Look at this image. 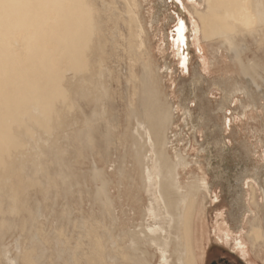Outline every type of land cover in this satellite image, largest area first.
Here are the masks:
<instances>
[{
    "label": "rangeland",
    "instance_id": "rangeland-1",
    "mask_svg": "<svg viewBox=\"0 0 264 264\" xmlns=\"http://www.w3.org/2000/svg\"><path fill=\"white\" fill-rule=\"evenodd\" d=\"M145 1L152 24L155 65L164 69V90L170 93L178 113L171 127L172 144L164 151L171 159L176 154L188 162L184 169L175 171L183 185L190 188L203 177L210 194L217 197L207 206L204 264H264V246L253 249L247 237L251 226L262 225L264 215V195L251 178L257 170L264 169V97L249 95L252 89L246 86V79L231 57L221 51L220 58H216V44L202 38L197 42L196 20L186 8V3L197 0H167L166 5L161 0ZM178 18L188 24L185 44L176 42ZM181 50L191 56L188 70L179 62ZM244 59H254L260 65L257 76L248 81L253 90L264 91V47L251 45ZM115 100L113 104L117 105L100 120L106 127L93 134L91 143L75 141L74 136L79 129L95 125V121L84 128L80 123L69 127L68 138H64L67 140L61 142L62 170L52 162L46 146L32 143L37 165L28 163L30 172L24 178L22 194L27 198L26 205L20 207L16 202L14 206L10 194L0 191V264H160L154 242L160 246L163 239L146 230V224L151 222L146 213L148 196L143 174L147 146L142 140L132 147L131 137L141 136V131L127 117L126 100ZM71 104L69 119L87 115L93 107L74 96ZM187 114L194 115L189 126L184 123ZM237 167L241 176H247L240 185H231ZM246 168L251 169L242 174ZM230 186H234L233 190ZM229 190L235 192L234 196ZM219 214L230 227L229 238L223 232L216 233L215 216ZM169 233V263L178 264L181 247L174 236L178 237V233L172 229L167 234L170 237ZM239 236L243 238L244 245L239 249L245 252L244 256L234 245ZM99 240L104 249L102 256L96 251V257Z\"/></svg>",
    "mask_w": 264,
    "mask_h": 264
},
{
    "label": "bare ground",
    "instance_id": "bare-ground-1",
    "mask_svg": "<svg viewBox=\"0 0 264 264\" xmlns=\"http://www.w3.org/2000/svg\"><path fill=\"white\" fill-rule=\"evenodd\" d=\"M145 2L0 0V191L10 194L14 206L16 202L20 207L26 205L27 198L22 194L24 178L30 172L28 163L37 165V153L31 152L32 143L46 146L50 159L62 170L61 142L67 140L64 138H68L69 127L80 123L84 128L95 121L92 127L74 133L75 141L91 143L93 134L106 127L100 120L117 105L113 102L118 97L126 100L127 117L136 122L142 134L131 137L130 144L133 147L143 140L147 146L143 174L148 196L146 213L151 222L146 224V230L163 239L160 246L153 241L161 256L160 264H170L167 245L171 232L170 237L167 234L171 229L178 233V237L174 235L175 242L181 247L178 264H204L207 206L217 197L210 194L203 177L196 179L190 188L183 185L175 171L184 169L188 162L176 154L171 159L164 151L172 144L171 127L178 113L170 93L164 90V69L155 65L150 39L152 24ZM160 2L166 5L167 0ZM186 8L196 20L197 42L202 38L216 44L217 59L221 51L229 55L246 79L248 89H252L249 95L263 98L264 91L253 90L248 81L257 76L260 65L254 59L244 58L251 45L264 47V0H197L186 3ZM187 25L178 18L176 42L185 44ZM181 53L179 62L188 70L191 56L187 51ZM72 96L92 104L91 112L69 119ZM193 116L184 118L186 126L194 122ZM239 169L235 168L231 185L247 176H241ZM262 170L251 178L264 195ZM232 202L236 203L235 199ZM215 224L216 233L223 232L229 238L230 227L222 214L215 216ZM247 237L253 249L256 245L264 246V215L262 225L251 226ZM100 241L96 242L97 250H93L96 257L98 251L99 255L103 253ZM225 244L234 250L232 245ZM234 245L244 256L245 252L239 249L244 245L242 236L234 239Z\"/></svg>",
    "mask_w": 264,
    "mask_h": 264
},
{
    "label": "water",
    "instance_id": "water-1",
    "mask_svg": "<svg viewBox=\"0 0 264 264\" xmlns=\"http://www.w3.org/2000/svg\"><path fill=\"white\" fill-rule=\"evenodd\" d=\"M210 264H228V262H227V261H221V262H219V263H217V262H212V263H210Z\"/></svg>",
    "mask_w": 264,
    "mask_h": 264
}]
</instances>
